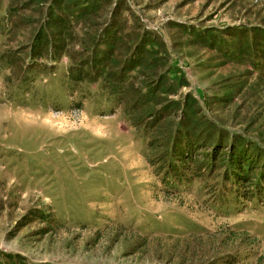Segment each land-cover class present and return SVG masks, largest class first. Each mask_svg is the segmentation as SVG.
<instances>
[{"label":"rangeland","instance_id":"1","mask_svg":"<svg viewBox=\"0 0 264 264\" xmlns=\"http://www.w3.org/2000/svg\"><path fill=\"white\" fill-rule=\"evenodd\" d=\"M52 1L0 0L3 264H264V0Z\"/></svg>","mask_w":264,"mask_h":264},{"label":"trees","instance_id":"2","mask_svg":"<svg viewBox=\"0 0 264 264\" xmlns=\"http://www.w3.org/2000/svg\"><path fill=\"white\" fill-rule=\"evenodd\" d=\"M59 1L60 0H53L52 1V3L50 4V7H49L50 11L54 10L55 5ZM92 2H93V0H83V2L80 5V10L83 13L86 14V11L90 9ZM60 26L61 25H60V22L58 20H54L53 21V25H51L52 28H55V27H58L59 28ZM170 104H171L172 109L175 108V110H177V111L179 110L180 105H181L178 100L170 101ZM186 110L187 111L188 110L193 111L194 109H193V107H191L190 105H188L187 108H186ZM183 111H184V109H183ZM169 115H172V114L170 113ZM179 130L180 129H178L177 131H175L174 134H173V141H175V142L177 141V138H178L177 135L179 134ZM239 148H242V147L239 146ZM188 159H189V156H187V155L186 156L185 155H181L180 156V160L186 161ZM178 174L179 173H173V175H175L177 178H181V175H178ZM1 256H4V255L2 254ZM6 256H11V255L10 254H6ZM0 264H3L2 257H0ZM23 264H26V263H23ZM43 264H48V263H43Z\"/></svg>","mask_w":264,"mask_h":264}]
</instances>
